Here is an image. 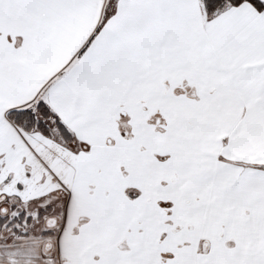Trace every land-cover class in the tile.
I'll use <instances>...</instances> for the list:
<instances>
[{
    "label": "snow or ice",
    "instance_id": "6c2138e0",
    "mask_svg": "<svg viewBox=\"0 0 264 264\" xmlns=\"http://www.w3.org/2000/svg\"><path fill=\"white\" fill-rule=\"evenodd\" d=\"M0 264H264V0H0Z\"/></svg>",
    "mask_w": 264,
    "mask_h": 264
}]
</instances>
